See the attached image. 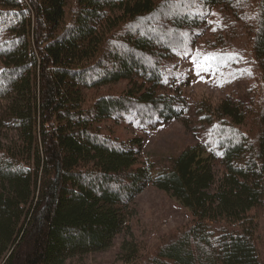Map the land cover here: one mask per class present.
I'll return each mask as SVG.
<instances>
[{"label":"trees","instance_id":"1","mask_svg":"<svg viewBox=\"0 0 264 264\" xmlns=\"http://www.w3.org/2000/svg\"><path fill=\"white\" fill-rule=\"evenodd\" d=\"M150 185L190 219L119 264H264V0H0V264L109 249Z\"/></svg>","mask_w":264,"mask_h":264},{"label":"rangeland","instance_id":"2","mask_svg":"<svg viewBox=\"0 0 264 264\" xmlns=\"http://www.w3.org/2000/svg\"><path fill=\"white\" fill-rule=\"evenodd\" d=\"M170 40L173 43L179 41L177 37H172ZM161 42L166 43L164 40ZM188 88L192 95L203 96L212 101L219 100L226 92L219 88L216 78L208 73L197 75ZM124 132L132 136L129 131L124 130ZM195 132L192 125H187L184 121H173L163 129L146 136L140 156L142 158L173 157L185 147L195 143ZM134 207L135 214L130 220L128 230L118 235L109 249L87 254L80 259V262L74 260V263L119 264L122 262V257L127 254L126 250L147 248L169 229L190 219L188 210L179 201L152 185L137 196Z\"/></svg>","mask_w":264,"mask_h":264},{"label":"snow or ice","instance_id":"3","mask_svg":"<svg viewBox=\"0 0 264 264\" xmlns=\"http://www.w3.org/2000/svg\"><path fill=\"white\" fill-rule=\"evenodd\" d=\"M193 63H196V61H195V60H193Z\"/></svg>","mask_w":264,"mask_h":264}]
</instances>
